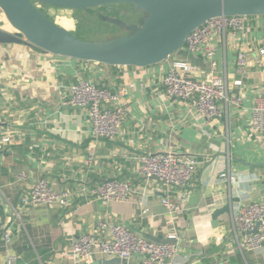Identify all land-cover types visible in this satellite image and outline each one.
<instances>
[{"label":"crops","instance_id":"crops-1","mask_svg":"<svg viewBox=\"0 0 264 264\" xmlns=\"http://www.w3.org/2000/svg\"><path fill=\"white\" fill-rule=\"evenodd\" d=\"M249 29L251 45L264 41V16H250ZM213 43L217 74L245 96L242 107H224L223 117L214 121L191 114L185 102L163 96L161 83L173 61L187 60L203 74L211 71L203 57L194 63L184 49L161 64L139 68L60 57L31 44L0 45V211L7 220L14 210L20 213L11 242L17 264H74L68 257L72 244L107 219L151 241L177 236L180 252L166 264H264V248L246 249L245 234H236L232 226L235 206L264 200V137L250 131L254 100L258 92L264 93V70L251 65L245 79L239 73V37L217 35ZM77 76L102 87L129 89L122 134L99 142L90 168L86 159L93 141L87 109L64 105ZM237 81L243 82L241 88ZM6 137L11 141L3 142ZM165 150L200 162L184 200L178 190L170 193L183 207L175 215L161 203L163 185L137 175L141 157ZM229 170L238 174L235 185L221 179ZM19 171L28 174L27 182H16ZM43 177L57 191L75 193L70 204L21 210V197ZM111 179L131 183L129 202L107 207L78 192ZM110 258L96 253L88 264ZM0 264H6L1 237ZM127 264H141V259Z\"/></svg>","mask_w":264,"mask_h":264},{"label":"built area","instance_id":"built-area-1","mask_svg":"<svg viewBox=\"0 0 264 264\" xmlns=\"http://www.w3.org/2000/svg\"><path fill=\"white\" fill-rule=\"evenodd\" d=\"M250 16H222L211 19L190 33L186 39L184 50L189 57H203L211 67L209 73H200L199 67L187 60L173 61L162 80L163 96L187 103L191 114L207 121L223 117L224 107L233 105L242 107L243 92H234L226 79L217 74L213 38L217 35L239 37L237 68L245 78H249L251 65L264 70V41L253 46L248 41ZM235 86L242 87L243 82L237 81ZM129 89L126 86L112 89L102 87L89 79L77 76L65 94L64 105L71 108L87 109L91 128L92 144L88 149L87 167L94 165L97 157V145L101 140H112L122 134L128 109L126 99ZM162 96V97H163ZM251 134L257 138L264 137V93L258 92L251 113ZM11 141L9 137L3 142ZM200 162L189 155H181L174 151L150 153L139 159L137 167L138 178L149 182L157 181L166 190V196L161 203L167 213L175 215L183 211L181 203L172 201L171 191L178 190L184 200V191L189 187L197 173ZM29 179L25 171L16 174V182L24 183ZM231 185L239 181L238 174L230 170L226 177L221 178ZM82 195L101 201L105 206L114 202H129L133 192L129 181L111 179L88 189H79ZM75 193L57 191L49 179L43 177L37 180L29 191L21 197V210L47 206H68ZM143 208L142 214L146 215ZM21 221L20 213L14 210L10 220L0 211V237L3 242L6 264H17L18 257L11 251L14 228ZM232 226L236 234L244 233L243 246L246 249L258 251L264 248V200L250 201L244 206H235L232 211ZM172 236L171 238H176ZM180 252L177 244H166L151 241L131 231L124 224L111 220L99 221L94 232L79 237L71 246L68 257L74 264H88L98 253L106 257H117L130 260L141 259V264H166Z\"/></svg>","mask_w":264,"mask_h":264},{"label":"water","instance_id":"water-1","mask_svg":"<svg viewBox=\"0 0 264 264\" xmlns=\"http://www.w3.org/2000/svg\"><path fill=\"white\" fill-rule=\"evenodd\" d=\"M36 4L84 11L114 4L132 6L142 23L101 15L102 21L128 32L106 41L81 40L52 22ZM0 9L15 31L0 29V45L31 44L60 57L115 67L146 68L184 49L186 39L207 21L222 16H264V0H0ZM197 63L195 58H190ZM155 242L175 244V238ZM93 264H127L117 257Z\"/></svg>","mask_w":264,"mask_h":264},{"label":"rangeland","instance_id":"rangeland-1","mask_svg":"<svg viewBox=\"0 0 264 264\" xmlns=\"http://www.w3.org/2000/svg\"><path fill=\"white\" fill-rule=\"evenodd\" d=\"M114 8L118 11L122 17V21L125 23L131 24V23H139L140 19H142V15L134 12L133 8L129 5H116ZM41 9L44 14L49 15L53 18L54 22L58 25L61 26L71 32H77L76 30V25L74 26V20L71 17V12L70 10L62 9V10H56L54 8H49V7H43L41 6ZM111 10V9H110ZM107 11H102L100 14L103 16H106ZM88 21L82 22L81 27V33H82V38L85 41H106L110 40L112 38L116 37H121L124 35H127L128 32L124 29H121L113 24L104 22V21H99L96 17H91L87 14L86 16ZM110 17V16H109ZM60 19H65L64 21ZM71 21L72 24H69ZM0 29L14 33L15 31L7 21V18L4 14V12L0 9Z\"/></svg>","mask_w":264,"mask_h":264},{"label":"trees","instance_id":"trees-1","mask_svg":"<svg viewBox=\"0 0 264 264\" xmlns=\"http://www.w3.org/2000/svg\"><path fill=\"white\" fill-rule=\"evenodd\" d=\"M116 5H120V4H114V5H109V6H103V7H97V8H93V9H88V10H84V11H70L72 14H71V17H72V19L74 20V23H75V25L77 26L76 27V30H77V32H72V33H74L77 37H79L81 40H84L83 38H82V33H81V29H83V27H81V23L82 22H87L88 21V19H86L87 17V14L89 15V16H93V17H96L99 21H102L101 20V18H100V16L102 15V14H100L102 11H107V10H109L108 12H107V14H106V16H110V17H113V18H117V19H122V17H121V15L119 14V13H117L116 11H118V10H116L115 8H114V6H116ZM124 5H126V4H124ZM36 6L38 7V9L41 11V12H43L42 11V9H41V6H43V7H49V8H54V9H56V10H62L61 8H58V7H50V6H46V5H43V4H36ZM132 7V6H131ZM133 8V7H132ZM111 9V10H110ZM134 10V9H133ZM135 12V11H134ZM46 15V14H45ZM52 22H54V20H53V18L51 17V16H49V15H46ZM142 20L143 19H140V21H139V24H141L142 23ZM55 23V22H54ZM115 67V66H114Z\"/></svg>","mask_w":264,"mask_h":264}]
</instances>
